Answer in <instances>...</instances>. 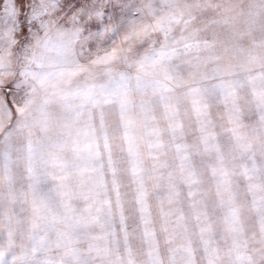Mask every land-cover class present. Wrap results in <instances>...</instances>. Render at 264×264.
<instances>
[{
    "label": "snow or ice",
    "instance_id": "1",
    "mask_svg": "<svg viewBox=\"0 0 264 264\" xmlns=\"http://www.w3.org/2000/svg\"><path fill=\"white\" fill-rule=\"evenodd\" d=\"M0 264H264V0H0Z\"/></svg>",
    "mask_w": 264,
    "mask_h": 264
}]
</instances>
